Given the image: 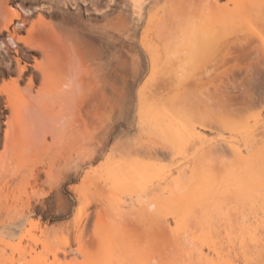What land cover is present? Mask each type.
<instances>
[{
    "label": "bare ground",
    "instance_id": "1",
    "mask_svg": "<svg viewBox=\"0 0 264 264\" xmlns=\"http://www.w3.org/2000/svg\"><path fill=\"white\" fill-rule=\"evenodd\" d=\"M24 3L0 0L14 46L0 56V264H264V0H125L128 16L34 21ZM140 83L151 97L131 120ZM119 122L152 146L110 156L107 188L80 191L86 162L127 152ZM63 192L66 226L39 228L52 202L67 210Z\"/></svg>",
    "mask_w": 264,
    "mask_h": 264
},
{
    "label": "rangeland",
    "instance_id": "2",
    "mask_svg": "<svg viewBox=\"0 0 264 264\" xmlns=\"http://www.w3.org/2000/svg\"><path fill=\"white\" fill-rule=\"evenodd\" d=\"M24 4H25V10H19L20 14L23 17H28L32 19L33 21L36 20L39 15L43 17L46 16V18L55 17V16H58L61 11L67 10V9L74 11L75 14L80 15L82 18L88 17L89 15L93 14L96 9H98L97 5L103 7V12L108 11L109 9H113L118 15L121 14L122 12H124L126 15L129 13L128 8L124 5L125 0H25ZM161 5H162V2L149 8L147 17L145 20L146 21L155 20L156 15H158L160 12ZM142 30H144V25H143ZM145 34L148 35V33H145ZM8 49L13 50L14 46L9 42L8 39H4L0 37V56L4 54H8ZM150 91L151 90H149L148 87H144L142 83L138 85H134L133 87L129 89V93H130L131 100H132L131 105H130L131 106L130 107V111H131L130 119L131 120L134 118L135 110L137 109V106L140 103V101H144L146 100L147 97L148 98L151 97ZM160 98L162 99V97ZM160 98L156 96V98H154L153 100L158 101V100H161ZM151 100L149 101L150 103L152 102ZM155 101H153V103ZM115 143L119 146L121 144H125L124 150L127 151L126 152L127 154L124 153V154L118 155L117 153H115L111 155V152H105L100 155L98 154L91 162L89 163L86 162L84 165V172L91 173V180L88 182V184L87 183L82 184L79 182V183H75L74 186L79 188L80 191L81 190L83 191L92 190L93 192L96 187L97 188L99 187L98 189L96 188L97 190H99L100 188L104 190V188H107L108 185L105 186L106 183L104 184V182L99 180V177H100L99 175L102 174L101 171L104 172V170L102 169L104 166H106V163L108 162L109 157L114 156L115 161L117 158H118L117 159L118 161L120 158L121 160L122 158L128 159L129 157V156L127 157L128 153H131L132 151H136V150L144 151L145 149L151 147L153 144V136L151 133L137 128L134 122H132V125L127 129L124 128L123 123L119 122L117 125ZM143 156L145 157L146 155H141L142 158ZM126 161H124V164H126ZM188 166L186 165L187 167L186 168L185 165L183 164V167H184L183 169H189ZM179 167L180 165L178 166V168ZM179 170H181V168ZM89 183H93V184L89 185ZM62 194L67 202V210L64 212L62 216H59V217L56 216L57 214L54 211L53 202L51 200L52 202L51 208H47L44 211V213H38L40 214L39 216H34L32 218V220L38 224L39 228H42L43 226L46 225L48 229L58 231L66 226V223L69 220V215L71 213V209H72L74 202L70 194L65 193V192H63ZM137 194H140V192H137ZM137 194L135 193L136 196ZM11 205H12L11 201H6V209L3 213H15L14 211L9 210V207ZM4 220H6V223H7L6 215H4Z\"/></svg>",
    "mask_w": 264,
    "mask_h": 264
}]
</instances>
